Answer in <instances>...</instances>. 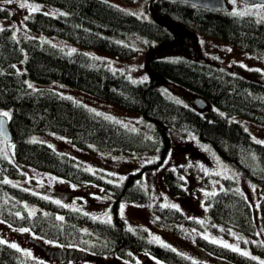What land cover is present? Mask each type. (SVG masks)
I'll return each instance as SVG.
<instances>
[{
  "label": "trees",
  "instance_id": "trees-1",
  "mask_svg": "<svg viewBox=\"0 0 264 264\" xmlns=\"http://www.w3.org/2000/svg\"><path fill=\"white\" fill-rule=\"evenodd\" d=\"M36 1L57 6L60 12L32 11L27 17L32 29L86 47L108 50L121 57L134 52L132 46L122 42L132 33L175 44L189 38L191 32L185 26L264 56V18L251 14L211 10L180 1L145 0L146 10L154 16L147 19L108 0ZM0 14H9V9L0 6ZM156 49L150 46L145 56L144 65L150 77L133 80L123 71L113 69L106 60L84 50L64 49L48 38H18L9 25L0 28V108L9 110L7 117L13 142L11 157L0 150V219L69 246L74 255L86 252L123 262L151 255L167 264H208L153 240L143 226L129 227L117 212L120 201L141 204L151 201L150 191L142 184V174L166 157L169 132L176 130L195 134L259 185L260 221L264 229V141L255 140L240 122L229 120L219 110L206 109L209 103L228 114L264 125V81L246 76L236 64L224 66L189 56L162 58L155 56ZM163 79L198 93L206 100V106L197 108L194 99L190 105L172 99L164 90ZM53 80L139 112L145 119L143 122L153 124V136L128 129L91 111L71 96L41 84ZM34 133L62 134L80 148H112L125 152L157 148L159 158L126 173L119 181H110L79 165V159L72 153L45 141L32 140ZM20 163L73 183L102 187L114 199V219H99L3 179L4 175L22 176ZM185 173L182 165H171L163 171L172 194L184 193ZM224 180L222 188L207 196L209 219L242 233H253L255 225L249 198L239 190L235 179ZM23 201L38 207L29 210ZM153 213L160 225L192 222L176 205L156 202ZM175 231L182 232L177 227ZM197 240L207 251L233 264H264L259 258L202 235H198ZM253 249L264 257L262 240L253 242ZM0 263L51 264L30 257L1 240Z\"/></svg>",
  "mask_w": 264,
  "mask_h": 264
},
{
  "label": "rangeland",
  "instance_id": "rangeland-1",
  "mask_svg": "<svg viewBox=\"0 0 264 264\" xmlns=\"http://www.w3.org/2000/svg\"><path fill=\"white\" fill-rule=\"evenodd\" d=\"M108 1L140 17L154 18L153 14L145 8V0ZM226 3L232 13L251 14L259 19L264 18L263 3H245L241 0H226ZM0 6L9 9V14H0V28L7 25L12 26L16 37L48 38L52 43L64 49L84 50L95 58L106 60L113 69L123 71L133 80L150 77L144 61L149 47L154 46L157 48L155 51L157 57L176 59L189 56L224 66L236 64L246 76L264 81L263 55L248 51L234 43L206 36L186 26L185 28L191 32L189 38L186 41H176L175 44L159 41L142 33H132L122 42L132 46L134 52L128 57H121L108 50L86 47L56 35L45 34L28 25L27 17L33 9L58 14L60 9L57 6L36 0H11V2L0 0ZM48 83L41 82L43 85L71 96L91 111L121 123L128 129L139 130L147 136H153V133L151 134L154 128L153 124L143 122L145 119L139 112L121 107L58 80ZM162 84L172 99L183 104H192L193 99L199 95L167 79H163ZM209 107L219 110L229 120L240 122L255 140L264 141L263 124L237 114H228L208 103L206 109ZM4 113L9 115V110L0 108V114ZM169 137L170 145L166 157L158 166L142 174V184L150 191L151 201L143 204L128 200L120 201L118 214L126 219L129 227L143 226L148 230L149 236L153 240L168 244L190 258L208 264L233 263L207 251L199 244L198 235L234 247L264 261V257L253 249V242L256 240L264 242V229L260 221L259 185L222 159L211 145L201 141L195 134L171 130ZM31 139L45 141L57 149L72 153L80 160L77 162L79 165L94 173L102 174L110 181H119L126 173L159 158L157 148L127 152L112 148H80L72 144L68 137L57 133H34L31 135ZM0 150L7 157H11V152L13 153L12 140L6 141L0 136ZM171 165L185 167V184L182 194H172L164 181L163 171ZM20 167L23 172L22 176L4 175L3 179L60 201L70 208L87 212L99 219L110 221L114 219L115 212L112 209L114 199L102 187L93 183H73L51 172L23 163H20ZM225 178L235 179L239 190L250 200L255 225L251 234L242 233L231 226L215 223L209 219L207 196L222 188ZM156 202L180 207L186 216L192 219L191 224L173 222L158 224L153 213V205ZM23 203L29 210L38 207L28 201H23ZM175 227L182 232L175 231ZM0 240L12 246L15 245L30 257L51 264H167L151 255H140L133 262H123L114 257L87 254L86 252L74 255L69 246L40 237L26 227L12 226L2 219H0Z\"/></svg>",
  "mask_w": 264,
  "mask_h": 264
},
{
  "label": "water",
  "instance_id": "water-1",
  "mask_svg": "<svg viewBox=\"0 0 264 264\" xmlns=\"http://www.w3.org/2000/svg\"><path fill=\"white\" fill-rule=\"evenodd\" d=\"M165 1L187 2L193 5L199 6V7L208 8V9L217 10V11L229 10L226 0H165ZM241 1L245 3H255V2L264 3V0H241ZM194 104L197 108L202 109L206 106L207 102L203 97L196 96L194 98ZM0 136L6 141L12 140V133L9 128L8 117L5 116L4 114H0Z\"/></svg>",
  "mask_w": 264,
  "mask_h": 264
},
{
  "label": "snow or ice",
  "instance_id": "snow-or-ice-1",
  "mask_svg": "<svg viewBox=\"0 0 264 264\" xmlns=\"http://www.w3.org/2000/svg\"><path fill=\"white\" fill-rule=\"evenodd\" d=\"M8 2H11V0H8ZM35 10H37V9H33V11H35ZM30 87H31V85H29ZM4 115L6 116V115H8L7 113H4ZM13 247H15V245H13ZM246 254V253H245Z\"/></svg>",
  "mask_w": 264,
  "mask_h": 264
}]
</instances>
